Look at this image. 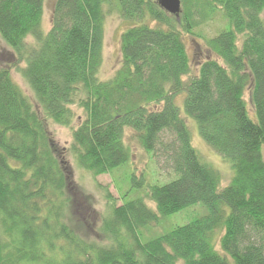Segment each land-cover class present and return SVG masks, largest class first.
I'll return each mask as SVG.
<instances>
[{
  "label": "trees",
  "instance_id": "1",
  "mask_svg": "<svg viewBox=\"0 0 264 264\" xmlns=\"http://www.w3.org/2000/svg\"><path fill=\"white\" fill-rule=\"evenodd\" d=\"M103 3L53 0L43 30L45 0H0V38L14 52L0 66V264H264V0H180L177 16L156 0H118L127 26L107 79ZM217 17L224 26L205 36ZM185 37L203 41V61L189 58ZM72 105L83 117L62 150L46 118L71 127ZM189 122L229 162L227 183L193 146ZM127 130L168 179L120 205L107 192L90 238L74 217L66 155L93 176L112 173L131 160ZM131 182L145 188L140 173ZM197 203L204 215L141 240Z\"/></svg>",
  "mask_w": 264,
  "mask_h": 264
},
{
  "label": "rangeland",
  "instance_id": "2",
  "mask_svg": "<svg viewBox=\"0 0 264 264\" xmlns=\"http://www.w3.org/2000/svg\"><path fill=\"white\" fill-rule=\"evenodd\" d=\"M53 0H45L44 13L42 18L43 30H48L50 26V7ZM118 0H104L105 6V31H104V49H103V63L99 71L101 79L109 78L114 70L118 67L120 62L119 56V32L127 26V23L118 15L116 8ZM115 6V8H114ZM264 20V9L261 13ZM224 26V21L219 17L215 21L201 28L205 36L214 34L220 27ZM189 58L196 63L203 61L208 55L202 46L201 39L194 42L191 38L184 39ZM14 52L10 49L0 38V66L5 65L12 58ZM196 65V64H195ZM195 70V69H194ZM13 80L19 85L27 97L31 100L34 106L40 111V108L31 92L26 80L16 68L10 70ZM248 95V94H246ZM182 107V103L180 104ZM74 112V119L71 127L61 126L54 123L51 119L46 118L48 129L56 141L57 145L62 150H67L71 142V131L82 119L83 111L77 106H71ZM41 115H43L40 112ZM191 126L192 143L199 152L201 158L215 168L221 175L222 184L228 182L231 176V168L229 162L215 153L197 134L196 124L189 122ZM126 144L130 146L132 157L127 165H122L115 169L112 173L93 176L89 171L82 169L77 165L76 160L70 155H66L70 171L72 173V183L75 187V199L79 202V207L74 211V217L77 225L81 226L85 233L90 237H98L96 233L95 221L99 219V215L106 214L110 208V202L107 201V195L110 193L112 201L117 205L122 203V194L126 193L128 198L140 196L144 193L148 184H152L159 179L165 181L168 179L166 171L155 167L148 155L138 145L136 140L132 137L131 131H126ZM264 154V151H263ZM139 176V173L144 177L143 187H136L132 185V173ZM166 182V181H165ZM162 183V182H161ZM87 197V198H85ZM151 207V203L148 202ZM206 213V209L201 203H197L187 207L179 212L166 215L154 226L145 227L141 231V240L146 241L150 238L156 237L177 225H183L192 219L202 216ZM94 221V222H92ZM222 230L218 229L212 235V242L217 251L220 252L219 238Z\"/></svg>",
  "mask_w": 264,
  "mask_h": 264
},
{
  "label": "water",
  "instance_id": "3",
  "mask_svg": "<svg viewBox=\"0 0 264 264\" xmlns=\"http://www.w3.org/2000/svg\"><path fill=\"white\" fill-rule=\"evenodd\" d=\"M161 8L168 13L178 15L180 13V0H156Z\"/></svg>",
  "mask_w": 264,
  "mask_h": 264
}]
</instances>
